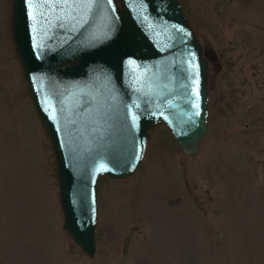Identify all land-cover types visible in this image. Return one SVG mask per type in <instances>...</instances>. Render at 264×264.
Wrapping results in <instances>:
<instances>
[{"label": "rangeland", "instance_id": "obj_1", "mask_svg": "<svg viewBox=\"0 0 264 264\" xmlns=\"http://www.w3.org/2000/svg\"><path fill=\"white\" fill-rule=\"evenodd\" d=\"M178 1L210 57L207 130L186 156L158 123L130 176L99 178L88 256L61 226L0 0L1 264H264V0Z\"/></svg>", "mask_w": 264, "mask_h": 264}, {"label": "water", "instance_id": "obj_2", "mask_svg": "<svg viewBox=\"0 0 264 264\" xmlns=\"http://www.w3.org/2000/svg\"><path fill=\"white\" fill-rule=\"evenodd\" d=\"M9 33L52 155L61 226L91 256L100 177L130 176L158 123L183 155L197 153L201 45L178 0H10Z\"/></svg>", "mask_w": 264, "mask_h": 264}, {"label": "flooded vegetation", "instance_id": "obj_3", "mask_svg": "<svg viewBox=\"0 0 264 264\" xmlns=\"http://www.w3.org/2000/svg\"><path fill=\"white\" fill-rule=\"evenodd\" d=\"M201 48H202V46H201ZM202 53H203L204 58L206 59L207 66H208V61H209V58H210V57H207V55L205 54L203 48H202Z\"/></svg>", "mask_w": 264, "mask_h": 264}, {"label": "snow or ice", "instance_id": "obj_4", "mask_svg": "<svg viewBox=\"0 0 264 264\" xmlns=\"http://www.w3.org/2000/svg\"><path fill=\"white\" fill-rule=\"evenodd\" d=\"M109 3H111V0H109ZM131 63V62H130Z\"/></svg>", "mask_w": 264, "mask_h": 264}]
</instances>
